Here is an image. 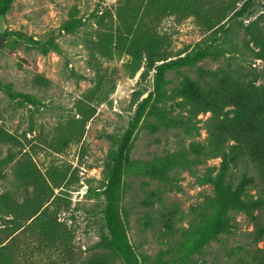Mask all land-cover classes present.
Returning <instances> with one entry per match:
<instances>
[{"label":"rangeland","instance_id":"1","mask_svg":"<svg viewBox=\"0 0 264 264\" xmlns=\"http://www.w3.org/2000/svg\"><path fill=\"white\" fill-rule=\"evenodd\" d=\"M151 3L12 0L0 16V242H12L4 221L28 216L35 202L71 229L79 257L90 255L107 232L103 166L111 150L117 153L129 138L125 151L140 164L187 151L192 142L205 145L210 112L198 114L190 131L166 127L151 114L130 132L137 107L149 93L146 105L155 98L153 104L174 115L185 113L172 105L181 100L177 94L186 82L201 81L199 67L264 84V61L256 57L257 46L245 29L256 18L264 27V0H254L212 38L192 16L153 18ZM68 19L78 22L70 32L61 29ZM152 35L170 57L148 69L141 47L156 43ZM199 49L208 55L192 61ZM200 158L190 167L172 169L167 182L134 168L121 173L116 201L126 213L125 232L137 264H264V211L254 219L231 213L229 232L189 253L202 226L199 211H212L206 174L216 167L214 175L220 164L219 157L203 153ZM243 172L256 177L250 190L256 193L261 183L249 160L231 167L227 180L234 184ZM150 191L160 200L148 206L142 201ZM170 211L174 215L167 226L163 216ZM35 228L27 229L19 246L35 242L29 234ZM58 258L55 251L35 256L38 264H59Z\"/></svg>","mask_w":264,"mask_h":264},{"label":"trees","instance_id":"2","mask_svg":"<svg viewBox=\"0 0 264 264\" xmlns=\"http://www.w3.org/2000/svg\"><path fill=\"white\" fill-rule=\"evenodd\" d=\"M11 1L0 0V16L9 9ZM253 3L254 0H152L149 13L153 18H158L161 14L179 18L192 16L202 31L212 38L223 30V24L242 15ZM136 16L137 13L134 17ZM77 25L76 19H68L61 29L70 32ZM245 29L257 46L256 57L264 61V27L260 20H251L245 25ZM152 37L150 38L156 43L147 42L141 47L145 53V67L148 69L156 62L170 57L167 48L161 49L156 38ZM195 53L192 61L208 55L205 49H199ZM198 76L201 81L186 82L177 94L181 100L172 105L185 113L178 111L172 115L153 104L155 98L150 105H146L152 97V93H149L137 107L135 119L130 123V132L139 121L151 114L158 117L159 122L166 127H180L190 131L198 114L210 112L206 121L205 145L192 142L187 151L167 152L140 164L130 160L125 151L129 146V138L117 153L111 150L103 166L107 180V232L101 234L94 244V252L86 257H79L73 247L71 229L56 216H47L46 207L34 202V208H29L31 213L28 216L22 219L14 216L4 221L3 228L8 229L7 239L12 242H0V264H38L35 256L50 251L58 254L59 264H137V257L125 232L126 213L116 201L120 175L126 168H134L156 181L167 182L172 169L190 167L201 161L203 153L220 158L215 174L212 171L216 167L209 168L206 174V181L213 190L212 211H199L202 226L191 240L190 254L229 232L234 227L231 213L241 212L254 219L256 212L264 211V84L242 81L228 73L200 67ZM244 160H249L256 167L257 178L261 183L256 193L250 191L256 187L257 179L253 175L243 172L234 184L227 180L229 169ZM156 199L160 200V196L150 191L142 202L150 206ZM25 206L22 204L19 207ZM173 215L172 211L164 215V224L166 222L170 226ZM34 227L37 229L35 233L29 234H34L35 242L27 244L25 248L19 246L17 241L22 239L27 229L33 232Z\"/></svg>","mask_w":264,"mask_h":264}]
</instances>
